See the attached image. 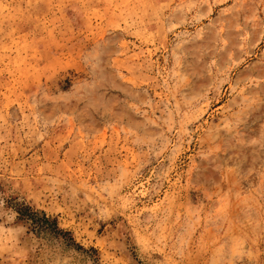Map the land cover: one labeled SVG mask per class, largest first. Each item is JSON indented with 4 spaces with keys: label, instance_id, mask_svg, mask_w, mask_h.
<instances>
[{
    "label": "rangeland",
    "instance_id": "1",
    "mask_svg": "<svg viewBox=\"0 0 264 264\" xmlns=\"http://www.w3.org/2000/svg\"><path fill=\"white\" fill-rule=\"evenodd\" d=\"M0 264H264V0H0Z\"/></svg>",
    "mask_w": 264,
    "mask_h": 264
}]
</instances>
